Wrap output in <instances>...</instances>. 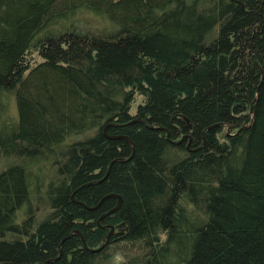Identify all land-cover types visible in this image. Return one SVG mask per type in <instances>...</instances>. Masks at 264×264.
<instances>
[{
  "label": "trees",
  "instance_id": "obj_1",
  "mask_svg": "<svg viewBox=\"0 0 264 264\" xmlns=\"http://www.w3.org/2000/svg\"><path fill=\"white\" fill-rule=\"evenodd\" d=\"M263 61L264 0H0V264H264Z\"/></svg>",
  "mask_w": 264,
  "mask_h": 264
},
{
  "label": "rangeland",
  "instance_id": "obj_2",
  "mask_svg": "<svg viewBox=\"0 0 264 264\" xmlns=\"http://www.w3.org/2000/svg\"><path fill=\"white\" fill-rule=\"evenodd\" d=\"M31 58L34 61H38L37 58H35L34 54L31 55ZM34 63V62H33ZM4 100H7L5 103L7 104V110L9 113H2V119H4L5 124L7 128H13V125H10V122H16V113H14L15 109V102L13 95H6L4 97ZM142 100L141 96L137 93H133V99L130 105L129 111L132 113L134 111L136 103L140 102ZM9 122V123H8ZM11 136L10 132L4 133V137L8 139V137ZM83 137V135L70 137L67 139L66 142H71L73 140H77ZM6 149V148H5ZM0 153V171L7 167L10 164L19 163V158L15 157L16 155L13 153ZM55 155V154H52ZM56 157V155H55ZM30 165V164H29ZM26 169L28 170V173L31 177V199L29 201V205L23 208H21V221L26 218L29 214H35L38 216V219H40L49 209L47 207L46 202L44 201L45 197V191L48 187V184H51L52 174L55 173V165H52L51 163H48L46 165L43 164H31L30 166H26ZM39 181V184H38ZM35 199L33 200V198ZM37 198V199H36ZM112 252V253H111ZM107 255H110L109 258H105V260L96 261L93 264H117L119 262H123L122 264H125V261L120 260V256L117 252H115L112 248L106 253ZM108 259V260H107ZM119 261V262H118Z\"/></svg>",
  "mask_w": 264,
  "mask_h": 264
},
{
  "label": "water",
  "instance_id": "obj_3",
  "mask_svg": "<svg viewBox=\"0 0 264 264\" xmlns=\"http://www.w3.org/2000/svg\"><path fill=\"white\" fill-rule=\"evenodd\" d=\"M263 68H264V61H263V63H262V66H261L260 72H262V69H263ZM259 83H260V82H259ZM257 87H258V86H257ZM255 98H256V97H255ZM255 98H254V100L252 101V103L255 101ZM252 103H251V106H250V108H249V113H250V116H251L250 122L252 121V118H253V113H252ZM133 121H137V120H133ZM112 124H113V123H106V124L104 125V127H103V131L105 130V128H106L107 126L112 125ZM240 129H241V128H240ZM240 129H238L237 132H238ZM227 132H228V128H226V133H227ZM112 138H113V139H115V138L124 139V140L127 142V144L129 145V147H130V149H131V154H132V152H133V150H132V144H131V141H130L126 136H115V137H112ZM184 138H187V139H188V143H189V139H190V137H189V135H187V134L182 135L178 141H175V143H179V142H180L181 140H183ZM108 196H113V197L116 199V202H115V205H114L111 209H109L107 212L103 213L102 216H105V215L109 214L110 212H113V211L116 210V209L119 207V205H120V201H121V199H120V197H119L118 195H108ZM112 232H113V228L110 227V231L107 232V234L105 235V237H104L103 240H107V239H108V236H109ZM72 233H74V234H76L77 236L80 237L81 243H82V245H83V240H82L81 235L79 234V232L76 231V230H74V231H72ZM69 236H70V235H69ZM103 244H104V242H102L101 245H100L99 247H97V248H95V249H93V250H90V251H97V250H99V249L103 246Z\"/></svg>",
  "mask_w": 264,
  "mask_h": 264
},
{
  "label": "flooded vegetation",
  "instance_id": "obj_4",
  "mask_svg": "<svg viewBox=\"0 0 264 264\" xmlns=\"http://www.w3.org/2000/svg\"><path fill=\"white\" fill-rule=\"evenodd\" d=\"M21 222V221H20Z\"/></svg>",
  "mask_w": 264,
  "mask_h": 264
}]
</instances>
